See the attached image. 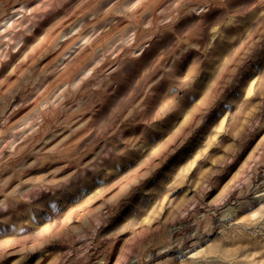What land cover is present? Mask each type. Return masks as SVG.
Returning <instances> with one entry per match:
<instances>
[{"label": "rangeland", "instance_id": "obj_1", "mask_svg": "<svg viewBox=\"0 0 264 264\" xmlns=\"http://www.w3.org/2000/svg\"><path fill=\"white\" fill-rule=\"evenodd\" d=\"M0 264H264V0H0Z\"/></svg>", "mask_w": 264, "mask_h": 264}]
</instances>
